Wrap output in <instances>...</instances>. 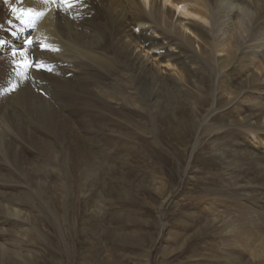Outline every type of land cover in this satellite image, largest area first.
I'll use <instances>...</instances> for the list:
<instances>
[{"label": "bare ground", "instance_id": "1", "mask_svg": "<svg viewBox=\"0 0 264 264\" xmlns=\"http://www.w3.org/2000/svg\"><path fill=\"white\" fill-rule=\"evenodd\" d=\"M214 1L88 0L85 5L89 8L81 11L82 17L78 20L50 14L40 24L39 30L47 35L53 46L58 44L61 52L37 53L39 59L54 63L48 67L54 70L52 73L35 74L41 83L39 88L47 92L48 98L32 91L28 83L17 91V103H21L25 113L33 119L40 135L36 131L30 132V126L21 141L10 136L7 141L0 136V226L10 224L15 228L10 237L17 243H0V264H9L13 258L22 260L20 246L24 243L27 234L24 227L30 218L26 209L35 206L33 201L25 200H28V194L41 203L39 195L46 198L48 194H55L49 185L53 186L56 181L57 170L64 173L62 180L69 189L67 192L64 188L66 194H72L75 181L72 173L76 167L79 170L86 168L85 171L91 167L86 174L84 171L80 174L87 180L93 174L92 163L97 164V169L99 163L103 164V169L106 166L104 162H108L107 157L112 154L107 147L112 140L117 153L129 150L133 137L139 139V144H145L144 135L155 129L156 122L164 127L165 123L171 124V119L180 116L184 109L176 112L174 105L180 104L181 99L196 108L210 106L205 117L209 123L216 122L221 106L226 108L219 123L203 125L199 136L211 132L225 138L240 133L256 140L259 148L255 146L246 152L251 163L249 168L237 174L229 170L236 167L235 163L239 165L238 161L225 164L228 183H231L227 194L243 201L257 200L264 205V0H253L255 11L246 38L241 22H233L232 38L223 33L218 35L226 32L223 29L227 22L234 21L233 18L240 21L237 12H228V6L241 0H227L228 5L224 9L221 7V18L217 13L221 9L215 11ZM25 3L45 4L43 0H25ZM6 18L7 9L0 0V23ZM137 30H140L139 35ZM130 32L137 37L133 38ZM148 33L152 36L148 37ZM5 57L0 59V84L6 82L11 72ZM213 78L214 85L207 93L208 81ZM162 86L168 88L165 102L159 99ZM12 96L15 95L0 98V104L7 103ZM247 99L251 101L249 107L243 105ZM188 115L186 113L185 117ZM68 119H82L83 130L78 132L64 127L63 124L70 122ZM112 119H123L134 131L128 132L129 126L122 124L109 126ZM159 119L166 120L160 122ZM17 122L15 124L19 126L23 120ZM25 125L28 127L29 124ZM170 131L169 127H164L161 132L164 137H169ZM153 138L156 139L155 134ZM149 144L155 146V142ZM224 147L219 145L220 153L225 154ZM21 151H30L42 163L43 174ZM105 152L108 156H104ZM228 153L235 156L238 152L230 150ZM17 191L19 195L14 194ZM250 209L248 207V212ZM256 217L262 219L264 216ZM242 226L241 233L249 241V233L244 228H247L246 223ZM202 231L219 232V228L207 220ZM0 232L1 240L9 237L6 230ZM243 235L229 232L226 237L235 241ZM219 242V249L233 247L225 237H219Z\"/></svg>", "mask_w": 264, "mask_h": 264}, {"label": "rangeland", "instance_id": "2", "mask_svg": "<svg viewBox=\"0 0 264 264\" xmlns=\"http://www.w3.org/2000/svg\"><path fill=\"white\" fill-rule=\"evenodd\" d=\"M214 2L215 11L221 9L217 11L221 18L220 13L228 2ZM241 2L230 6L233 8L228 6V12H237L240 21L233 18L234 21L226 23L223 29L226 32L218 35L223 33L225 37L232 38V25L241 22L243 35L245 38L248 36L255 11L254 2ZM176 15L184 18L178 12ZM207 26L208 29L211 28V25ZM139 31H136L137 35L140 34ZM129 34L133 38L137 37L132 32ZM147 35L152 36L151 33ZM164 53L168 51L164 50ZM45 64L50 67V63ZM213 85L214 78L208 81L207 93H210ZM164 86L160 87L162 89L159 93V99L163 102L167 101L168 92V88L165 89ZM18 94L16 92L7 103L4 102L6 104H0V136L7 141L10 138H20L21 141L24 131L30 129V126V132L36 131L40 135L33 119L25 113L21 103H17ZM183 100L174 106L176 112L180 109L184 111L176 119H171V124L164 125L171 130L169 137L162 135L164 127L156 122L157 127L144 135L147 142L139 144V139L133 137L131 148L127 151L120 150L117 153L116 145L110 139L113 145L107 148L112 150V154L107 157L108 162H104V169L103 164L99 163L98 170L97 164L92 163L93 174L87 180L80 174L83 171L86 174L91 167L87 171L86 168L79 170L77 167L73 170L75 181L74 188L73 183L71 184L72 194H66L65 182L62 180L64 173L59 170L55 172L54 181L57 184L53 181V186L49 185L55 194H48L46 198L39 195L42 203L28 194V200H25L33 201L35 206H28L26 209L30 218L24 227L27 230L24 243L20 246L22 260L13 258V262L10 261L9 264H264V217H256L261 214L264 216V205L250 198L245 199L244 204L240 197L229 196L227 193H230L231 183H228V171L225 169L227 162L235 160L240 164L235 163L236 167L229 171L237 174L245 171L251 165L246 152L259 146L247 134L239 133L237 136L221 138L219 134L210 132L199 136L203 125L215 126L219 123L226 108L221 106L216 122L209 123V119L205 117L210 106L196 108ZM246 101L243 105L249 107L251 101ZM186 113H189V119L188 116L185 117ZM68 120L70 125L63 124L64 127H71L78 132L83 130L82 119ZM112 120L114 121L109 126L122 124L129 126L128 132L134 131L123 119ZM165 120L159 119L160 122ZM17 121L21 123L19 126L15 124ZM26 123L29 124L28 127ZM154 134L156 139L153 138ZM149 142H155V146L151 147ZM219 145L221 148L226 147L225 154L220 153ZM227 150H237L238 153L234 156ZM21 152L31 158L36 170L43 174L42 163L30 151ZM104 154L108 156L106 152ZM33 162L40 164L36 166ZM66 189L68 192L69 189ZM14 194L19 195V191ZM248 207L251 208L249 212ZM205 219L212 221L219 232H203ZM243 223H246L247 228H244L249 233V241L241 233ZM4 230L9 233V237L0 239V243L17 244L10 237V232L16 229L10 224L1 225L0 231ZM229 232L240 233L243 237L230 241L229 236L226 237ZM219 237L227 238V243L233 247L219 249Z\"/></svg>", "mask_w": 264, "mask_h": 264}, {"label": "snow or ice", "instance_id": "3", "mask_svg": "<svg viewBox=\"0 0 264 264\" xmlns=\"http://www.w3.org/2000/svg\"><path fill=\"white\" fill-rule=\"evenodd\" d=\"M45 4L51 2L53 4H56L58 0H43ZM59 3L63 4L65 7L71 8L73 7V3L71 0H59ZM12 13L15 16V19L19 21L22 24H25L29 27H33V19L40 18L43 13L41 12H33L30 9H19L17 7L11 8ZM11 25V21L8 22ZM2 43V42H0ZM29 45H32L33 41L29 40L27 42ZM42 49L47 51H58V49L52 48L47 44L41 45ZM15 56L16 53H13ZM21 55H24V53H21ZM18 66L22 69V71L19 73L24 79H27V73L30 71H51V68H48L43 62L41 61H35L30 57L25 56L24 60L18 63ZM13 90H15V86H13Z\"/></svg>", "mask_w": 264, "mask_h": 264}]
</instances>
